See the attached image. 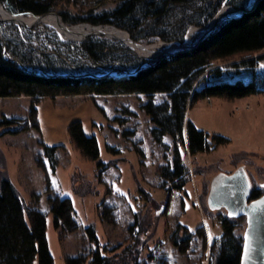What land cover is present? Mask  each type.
<instances>
[{
    "label": "trees",
    "instance_id": "trees-1",
    "mask_svg": "<svg viewBox=\"0 0 264 264\" xmlns=\"http://www.w3.org/2000/svg\"><path fill=\"white\" fill-rule=\"evenodd\" d=\"M247 2L248 0H230L229 4L244 9ZM0 6L14 15L40 16L55 12L68 25H110L127 32L135 43L150 44L158 41L182 42L190 26L206 27L217 14L220 0H0ZM13 40L17 43L12 46L8 40L0 39V98L23 96L35 100L69 95L149 97L141 109L154 125L150 130L151 141L168 148L164 137L172 139L171 163L160 165L156 169V175L160 179L159 188L167 193L165 207L170 202L172 192H183L186 197L181 201L182 215L176 221L169 239L170 244L180 254H185L195 238L200 245L196 264H205L206 254L211 252H216V264H240L242 248L236 237L233 219L225 217L220 220L222 236L211 243L207 241L202 224L193 230L185 224L182 216L186 213L190 197L185 190L192 176L182 161L180 148H186L188 153L194 155L216 150L208 149L209 143L219 146L228 142L225 137L210 135L186 120V111L199 99L264 97V69L253 73L251 80L246 83L241 80L216 83L208 81L210 74L213 77L221 76L220 69L212 68L216 64L242 62L247 68H254L256 62L264 58V0H260L252 10L217 22L214 29L190 50L160 57L143 68L139 67L144 61L122 42L114 39L90 37L80 44H74L75 53L87 61L75 64L82 63L87 69L88 66L94 69L90 76L87 73L77 75V71L70 68L71 65L74 66L70 62L73 52L68 43L60 42L59 47L65 51L62 50L58 57H51L43 51L37 53V50L18 38L14 37ZM6 49L10 59L6 58ZM114 64L117 68L112 67ZM111 71L124 76L113 77L109 74ZM133 71L136 72L130 74ZM98 72L108 74L95 77L94 74ZM200 81L205 84L196 89ZM157 94H164L166 100L156 104L150 97ZM30 106L25 118L0 119V125L10 127L5 132L18 134L31 128L40 130L37 110L33 103ZM68 139L73 144V150L86 163L98 158L96 137L86 135L80 121L69 124ZM41 146L42 155L37 156L36 164L45 178L47 210L42 211L35 206L40 198L38 194L31 195L34 199L32 204L26 203L9 179L0 181V264H54L46 239V217L49 214L53 216L54 225L61 227L60 238L80 229L72 201L68 197H62V194L54 193L49 181V169L54 175L57 174L60 168L57 152L65 151V147L48 145L44 141H41ZM139 153L143 154L142 151ZM114 163L115 161H109L99 164L98 174L115 165ZM261 194V190L256 188L251 191L250 196L254 199ZM99 207L101 222L115 227V207L103 203ZM133 227L134 225L124 243L126 259L122 258L131 264H146L151 256L141 257L147 247L134 249L137 240L136 233L132 232ZM84 230L88 241L98 244L95 226L88 225ZM117 251V247L100 250L97 245L94 251L66 257L65 263L112 264L119 256Z\"/></svg>",
    "mask_w": 264,
    "mask_h": 264
},
{
    "label": "rangeland",
    "instance_id": "rangeland-1",
    "mask_svg": "<svg viewBox=\"0 0 264 264\" xmlns=\"http://www.w3.org/2000/svg\"><path fill=\"white\" fill-rule=\"evenodd\" d=\"M229 1L220 0L219 10L225 8L226 11H230L222 19L237 16L241 13L238 10H243L230 5ZM253 2L248 0L245 8L248 5L251 6ZM219 10L216 15L219 14ZM50 14L55 15L63 23L55 12L40 16ZM13 16L16 15L12 14ZM17 16L27 22L38 17L29 14ZM63 24L68 28L85 26L117 29L110 25ZM211 25L212 21L204 28L190 26L188 30L191 29V32L187 35L188 30L186 31L182 42L134 43L146 45L151 49L154 46L183 45L186 42L187 48H192ZM118 30L126 33L130 39L127 32ZM14 37L37 50V53L43 51L51 57H58L64 49L59 47L60 42L70 44V50L73 52L70 62L74 65L70 68L77 71L75 73L77 75L93 74L94 69H90L89 66L87 69V66L82 64L87 62L84 60L86 58L75 53L74 46L90 37L118 40L133 53H137L120 38L89 35L74 40L59 33L49 24L20 26L13 22L0 21V39L8 40L13 46L17 43L13 40ZM180 47L172 45L167 53L152 59L137 53L144 57H139L144 61L139 68H143L147 63L151 64L160 57H165L164 55H174L170 53L176 52ZM65 49L68 52V49ZM7 51L6 49V58L10 59ZM67 59L70 58L67 57ZM80 61L82 62L80 65L75 64ZM112 67L117 68V65L114 64ZM212 68L220 69L221 76L208 75L210 83L236 80L246 83L251 80L253 73L264 69V58L256 62L254 68H247L242 62L216 64ZM85 70L87 71L84 72ZM107 74L98 72L94 76L100 77ZM109 74L113 77L122 76L114 71ZM203 84H205L203 81L197 83L196 89ZM150 98L156 104L166 100L164 94H157ZM148 99L149 97L145 95L95 97L69 95L35 100L23 96L0 98V119L27 117L31 103L34 104L38 114L40 130L31 128L27 132L10 134L5 132L10 129L9 126L0 125V181L4 178L9 179L26 203L32 204L34 199L31 195L36 193L40 198L35 202V206L42 211L47 210L45 178L36 164L37 156L42 155L41 141L48 145L65 147V151L57 152L60 168L55 175L49 169V181L54 193L62 194V197H68L72 201L80 229L60 238L61 227L54 225L51 214L46 217V239L54 264H66V257H75L79 253L94 251L97 245L100 250L103 248L111 250L117 247L119 256L112 264H131L125 260L126 254L123 249L132 225H134L132 232L136 233L137 240L134 249L147 247L143 250L141 257L151 256L146 260V264H196L200 254L197 239L192 240L191 248L185 254H180L178 249L169 242L176 221L182 215L181 201L185 195L183 192L181 194L172 192L170 202L165 207L167 193L159 188L160 179L156 175V169L160 165L171 163L172 139L168 136L164 137L168 148L158 146L151 141L150 130L154 125L141 109ZM187 119L198 129L210 135H220L228 140L227 143L219 146L209 143L208 149L216 150L194 155L188 153L186 148H180L182 161L192 176L185 190L190 197L187 201L186 213L182 217L191 230L202 224L206 230L207 241L211 243L222 236L220 220L229 218L224 209L212 211L207 207L206 197L214 175L219 172L231 173L238 166L243 165L250 181L251 191L258 188L262 193L264 192L262 187L264 183V97L258 95L241 99L202 98L186 111ZM73 121L82 123L86 135L96 137L99 149L96 160L86 163L73 150V144L68 139V126ZM109 161H115V165L106 168L99 175V164H106ZM100 203L115 207L114 217L117 223L115 227L101 222ZM161 206L162 209L159 210ZM233 220L236 225V237L242 245L245 219L242 217ZM88 225L95 226L98 244L88 241L84 230ZM206 257L205 264H216V252L207 253Z\"/></svg>",
    "mask_w": 264,
    "mask_h": 264
},
{
    "label": "water",
    "instance_id": "water-1",
    "mask_svg": "<svg viewBox=\"0 0 264 264\" xmlns=\"http://www.w3.org/2000/svg\"><path fill=\"white\" fill-rule=\"evenodd\" d=\"M259 1L256 0L251 9H254ZM238 11L247 12L249 9ZM219 16L214 17L212 25L207 28L196 45L214 29L220 19ZM12 19L6 22L17 23L18 25V19ZM190 49L184 47L170 54ZM135 54L142 57L137 53ZM262 187L264 188V183ZM250 195V181L244 166L240 165L231 173L219 172L211 178L206 204L212 211L224 209L229 218L243 217L245 219L246 226L242 237L240 264H264V192L254 199H251Z\"/></svg>",
    "mask_w": 264,
    "mask_h": 264
},
{
    "label": "bare ground",
    "instance_id": "bare-ground-1",
    "mask_svg": "<svg viewBox=\"0 0 264 264\" xmlns=\"http://www.w3.org/2000/svg\"><path fill=\"white\" fill-rule=\"evenodd\" d=\"M253 1L254 0H252V2ZM254 2L251 4V6L248 5L247 8H245V9L250 10L252 5L254 4ZM245 9H243V10H245ZM228 12L229 11H226L225 8H221V10H219V14H218V15H220L219 18L222 19L226 15V13H228ZM7 13L8 12H6L0 6V21L13 20L12 18H16V19H18V21H19L18 25H20V26H29V25L38 24V23L39 24L40 23L49 24L52 27H54L59 33L65 35L69 39L78 40V39H82V38L89 36V35H91V36L104 35L107 37L120 38V39L124 40L125 43H127L131 47L132 50H135L137 53H140L141 55H143L144 57H148L149 59L157 57L158 55H160L162 53H167L169 51L168 49L172 45L181 46L180 49L187 47V43L184 42L183 45H181V44L180 45H178V44H172V45L168 44L167 45L166 44V45H161V46H154L153 48L149 49L150 47L148 48L146 45H140V44L136 45L137 43L135 44L134 42H130L131 40L128 38V36H126V33L120 32L118 29H113V28H108V27L101 28V27H85V26L84 27L78 26V27L68 28L62 22H60V20L53 14L43 16V17H38L36 19L34 18V20L27 22V21L20 19L17 15L15 17L14 16L12 17V14L9 15V13L8 14ZM190 32H191V29L188 30L187 35ZM102 76H105V75H102ZM123 76L124 75L119 76V78H122ZM97 77H99V76H97Z\"/></svg>",
    "mask_w": 264,
    "mask_h": 264
},
{
    "label": "flooded vegetation",
    "instance_id": "flooded-vegetation-1",
    "mask_svg": "<svg viewBox=\"0 0 264 264\" xmlns=\"http://www.w3.org/2000/svg\"><path fill=\"white\" fill-rule=\"evenodd\" d=\"M263 185V184H262ZM162 208V206L159 208V210Z\"/></svg>",
    "mask_w": 264,
    "mask_h": 264
}]
</instances>
